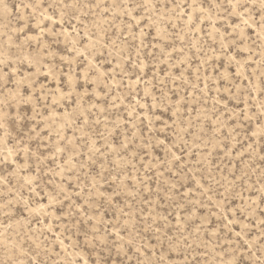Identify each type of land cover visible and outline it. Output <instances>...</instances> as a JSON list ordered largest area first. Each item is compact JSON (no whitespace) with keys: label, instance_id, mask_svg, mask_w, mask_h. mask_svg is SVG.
Masks as SVG:
<instances>
[{"label":"rangeland","instance_id":"rangeland-1","mask_svg":"<svg viewBox=\"0 0 264 264\" xmlns=\"http://www.w3.org/2000/svg\"><path fill=\"white\" fill-rule=\"evenodd\" d=\"M37 2L0 4V264H252L235 233L264 240L259 0L251 28L213 0Z\"/></svg>","mask_w":264,"mask_h":264},{"label":"snow or ice","instance_id":"snow-or-ice-1","mask_svg":"<svg viewBox=\"0 0 264 264\" xmlns=\"http://www.w3.org/2000/svg\"><path fill=\"white\" fill-rule=\"evenodd\" d=\"M43 2V0H38L37 4L35 5H30V4H24L23 7L25 8H33L34 10L36 8L40 7V4ZM125 3L128 2V0H124ZM3 3V0H0V4ZM60 3L63 5V7L65 9L68 8H76L77 7V0H71V2H69V0H60ZM193 3L195 4V0H193ZM256 3V0H252V5L254 6ZM260 3V21H259V28L261 30V32H264V0H259ZM226 5V6H225ZM96 7H99V4L95 5ZM7 6L5 5V8ZM49 7H52V5H49ZM135 8H139V9H144V10H156L155 5L152 4L151 0H138V2L135 4ZM212 8H217V9H223L225 12L228 13V15L232 16H238L242 22V24L246 27V28H251L252 24L249 23L250 19H253V17L251 16V8L249 7L248 4V0H222V2H216V0H213L212 2ZM135 9H125L124 10V14L128 16L129 21H135L136 24L133 25L132 23L128 24V29H129V34H131L133 36V38H135V33L131 32V29L135 26H138L140 23V19H143V17L137 18L136 16L132 15V12ZM201 12H204L205 9L204 8H200L199 9ZM195 11V9H194ZM210 12V9H209ZM248 14L247 18L245 17V14ZM43 15V13H42ZM63 16L64 13L61 12V20L60 21H56L53 19V16L51 15H46L44 18L47 20H51L53 23H63ZM203 22V19H201V23ZM253 22H255L253 20ZM189 23H192V17H189ZM229 27H232V25H229ZM235 27L239 28L240 25H236ZM245 29H241V34H243ZM20 31H23V29H20ZM43 31V29H42ZM139 35L141 37H143L144 32L143 29H141ZM158 35H159V30H158ZM125 39H127V37H125ZM141 45H143V39H141ZM224 45L222 44V47ZM139 54V52L137 53ZM0 63H3V61H0ZM141 70H143L144 67V63L143 61H141L140 65ZM5 75H7V73H5ZM12 75H15V71H13ZM237 75H240L239 71L237 72ZM137 83H139V80H137ZM17 84H23V81H17ZM261 109L264 110V103L261 104ZM261 115L264 116V111H261ZM85 123H87V120H84ZM261 131H260V135H264V124H262L260 126ZM229 135H231V133H229ZM124 147H127V145H124ZM58 151H62V149H58ZM97 151H99V149H97ZM25 152H27V149H25ZM9 156L11 155V151H9ZM173 155V159L174 160H180V157L177 156L175 153L172 154ZM262 159H264V157H262ZM5 163L8 162V157L5 156L4 157V161ZM28 183H31V181H27ZM199 186V185H198ZM54 199V197H53ZM255 203V202H253ZM243 211V209H241V212ZM233 216H236V212L233 211ZM226 219H228L226 217ZM236 223L235 220L232 219H228V224H234ZM261 225H264V220L260 221ZM9 227H11L9 225ZM247 225H243V227L241 228L240 232H236L235 235L237 237L240 238V240L243 241V245L240 246V248L238 249V251H240L242 253V257L244 253H249L250 255H248V260H250L252 262V264H264V240H262V242L259 244V247L256 248V251H253V248L255 247V241H249V240H245L244 239V235H242L243 232V228H246ZM95 231H99V229L94 228ZM231 230V229H230ZM105 232H107V229H104ZM262 233H264V228L261 229ZM115 235L117 237H119L121 240H123V237L120 236V230H116ZM100 242L104 243L105 242V238H100ZM62 243V241H61ZM132 241L129 240L128 244L131 245ZM137 251H139V249H137ZM257 253H259V255H257ZM163 259V257H161V260ZM68 264H89V261L87 259H84L83 257H80L79 260H72L69 261ZM96 264H102L101 261H96ZM148 264H152L151 261L148 262ZM157 264H159V262H157ZM223 264V262H222ZM227 264H245V260L243 258L237 259V258H233L231 260H229L227 262Z\"/></svg>","mask_w":264,"mask_h":264}]
</instances>
